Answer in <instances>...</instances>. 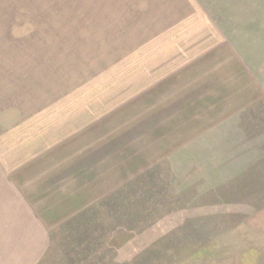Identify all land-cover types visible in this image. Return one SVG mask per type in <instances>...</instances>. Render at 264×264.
I'll return each instance as SVG.
<instances>
[{
    "label": "rangeland",
    "instance_id": "374dc122",
    "mask_svg": "<svg viewBox=\"0 0 264 264\" xmlns=\"http://www.w3.org/2000/svg\"><path fill=\"white\" fill-rule=\"evenodd\" d=\"M14 4L19 28L0 22V152L40 151L64 120H104L98 159L128 173L52 229L37 264H91L71 251L86 232L105 242L88 255L98 264H264L246 222L264 211V97L218 123V63L198 60L219 27L263 89L264 0Z\"/></svg>",
    "mask_w": 264,
    "mask_h": 264
},
{
    "label": "crops",
    "instance_id": "0c3cea01",
    "mask_svg": "<svg viewBox=\"0 0 264 264\" xmlns=\"http://www.w3.org/2000/svg\"><path fill=\"white\" fill-rule=\"evenodd\" d=\"M18 11L14 0L0 1L1 24L11 30L19 28L10 17ZM213 30L207 37L206 53L198 60L200 65L218 63L219 123L238 112L254 110L256 101L264 97V88L256 87L253 72L240 63L238 51L219 27L214 37ZM104 122L64 120L40 151L0 152V264H37L48 250L52 229L124 181V165L112 169L116 178L102 161L105 158L98 159V148L112 138L106 133L100 144L94 143L96 128L110 127ZM260 126L264 127V121ZM250 147L255 149L254 144ZM119 156L125 159L124 153H118L119 162ZM246 222L264 235V211Z\"/></svg>",
    "mask_w": 264,
    "mask_h": 264
},
{
    "label": "trees",
    "instance_id": "16d2710c",
    "mask_svg": "<svg viewBox=\"0 0 264 264\" xmlns=\"http://www.w3.org/2000/svg\"><path fill=\"white\" fill-rule=\"evenodd\" d=\"M112 196H113V194L110 195V197H112ZM73 237H75V236L73 235ZM100 238L101 237H99L97 235L92 236V235H90V233H87V232H86V234H84V233L79 234V240L80 241L78 242V244H75V245L71 244V245H73V248H74V249L72 248L71 251H73V250L79 251L80 255L84 256L83 260H85V261L88 260V262H90L91 264H98V260L96 261V258L94 259V257H96V256L90 257L88 255H90V254L93 255L94 253H96L99 250V248L100 249L103 248L101 246H105V242H103V243L100 242L103 237L101 239ZM104 249H106V248H104ZM89 258H91L93 260H90Z\"/></svg>",
    "mask_w": 264,
    "mask_h": 264
}]
</instances>
